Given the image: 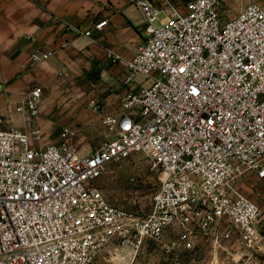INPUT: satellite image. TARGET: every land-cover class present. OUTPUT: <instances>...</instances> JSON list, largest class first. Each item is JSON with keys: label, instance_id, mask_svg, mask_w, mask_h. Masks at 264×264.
Wrapping results in <instances>:
<instances>
[{"label": "built area", "instance_id": "built-area-1", "mask_svg": "<svg viewBox=\"0 0 264 264\" xmlns=\"http://www.w3.org/2000/svg\"><path fill=\"white\" fill-rule=\"evenodd\" d=\"M130 2L145 15V39L133 58H113L133 87L102 118L112 137L84 154L66 126L59 143L39 147L40 127H5L0 116V264H94L105 251L114 264H142L150 248L175 256L235 236L249 250L258 244L260 208L237 182L264 180V4L225 19L223 0ZM42 94L33 88L15 111L37 118ZM132 152L160 172L145 215L96 186Z\"/></svg>", "mask_w": 264, "mask_h": 264}, {"label": "crops", "instance_id": "crops-1", "mask_svg": "<svg viewBox=\"0 0 264 264\" xmlns=\"http://www.w3.org/2000/svg\"><path fill=\"white\" fill-rule=\"evenodd\" d=\"M251 3L264 4V0H223L224 18L236 16ZM104 19L108 24L89 37L78 31L92 30L95 22ZM144 39L145 15L130 0H0V116L5 118L4 126L26 132L40 127L43 140L34 142L39 147L59 143L66 126L77 130L82 140L92 138L102 118L120 111L122 96L133 87L125 84L127 67L113 58H133ZM50 50L55 52L51 59L33 62L32 54ZM35 87L43 94L40 113L30 120L15 110Z\"/></svg>", "mask_w": 264, "mask_h": 264}, {"label": "rangeland", "instance_id": "rangeland-1", "mask_svg": "<svg viewBox=\"0 0 264 264\" xmlns=\"http://www.w3.org/2000/svg\"><path fill=\"white\" fill-rule=\"evenodd\" d=\"M71 140L84 154H88L101 145L107 138L115 134L114 130L105 126L101 121L93 131L90 139H81L75 130ZM238 185L245 195L253 200L260 208L257 220L260 239L255 249L249 250L235 236L228 242L218 246L208 243L175 256L155 254L152 248L148 249L142 262H173L178 258L181 262H219V264H264V180L254 174L246 173L238 179ZM160 185V172L151 169L149 159L139 152H132L109 164L104 174L96 180V186L101 189L105 197L113 204L145 215L152 205V198ZM203 248L208 250L203 251ZM95 262H111L105 251Z\"/></svg>", "mask_w": 264, "mask_h": 264}]
</instances>
